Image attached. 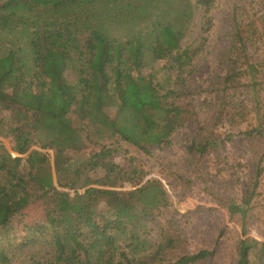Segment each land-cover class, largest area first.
Segmentation results:
<instances>
[{
  "label": "trees",
  "instance_id": "1",
  "mask_svg": "<svg viewBox=\"0 0 264 264\" xmlns=\"http://www.w3.org/2000/svg\"><path fill=\"white\" fill-rule=\"evenodd\" d=\"M212 3L0 0V35L8 39L0 44V136L11 138L15 152L11 155L0 146V264L9 263L11 253L37 244L48 249L32 264H155L147 257L129 255L117 240L119 234L128 232L126 246L132 247L137 240L135 229L168 205L162 182L147 179L139 185L142 169L135 157L125 159V164L115 162L114 145L100 146L82 163L89 170L102 169L101 177L55 180L42 149L54 151L53 163L58 167L61 152L77 138L78 129L67 116L80 96L89 98L90 94L115 96L109 124L119 139L143 153L169 143L172 134L195 116L189 101L192 92L159 87L153 74L143 73L146 56L184 71L198 51V47L181 43L193 10L201 7L204 30H208ZM120 24L131 27L124 34H113L112 28ZM249 39L241 22H236L218 89L221 105L217 117L228 114L231 124L244 122L249 111L246 100L234 96L235 83L246 74L250 82L244 85L251 87L246 89L256 98L254 86L259 82L246 51ZM68 70L76 73V81L67 79ZM178 98L185 103H178ZM259 128L254 130L264 135ZM212 144L193 142L188 150L201 155ZM262 160L260 156L255 161L246 196L239 204L231 201L228 205L229 212L238 213L241 219L235 264H264V242L246 236L249 207L264 170ZM123 181L133 188L116 189ZM55 183L73 190L58 191ZM34 201L41 203L43 218L28 223L23 210ZM178 240L164 236L160 249L172 247ZM212 253L207 249L183 253L175 263L194 264Z\"/></svg>",
  "mask_w": 264,
  "mask_h": 264
},
{
  "label": "rangeland",
  "instance_id": "2",
  "mask_svg": "<svg viewBox=\"0 0 264 264\" xmlns=\"http://www.w3.org/2000/svg\"><path fill=\"white\" fill-rule=\"evenodd\" d=\"M208 15L211 26L204 30L201 7L193 10L181 43L198 47V51L184 71L173 68L165 60L150 61L146 56L143 73L153 74L159 87L192 92L189 101L195 116L172 134L169 143L143 153L119 139L109 124L116 108L115 96L90 94L89 98L80 96L67 116V121L78 129L77 138L61 152L58 167L53 163L54 151L42 149L48 155L55 180L66 182L75 178L80 181L87 175L101 177L102 169L89 170L82 163L100 146L114 145L117 147L112 157L115 162L125 164V159L135 157V163L142 169L139 185L147 179L162 182L168 205L160 208L154 217L144 219L135 229L137 240L132 247L126 246L130 242L128 232L119 234L117 240L119 248L129 255L147 257L155 264H176L180 254L200 249L213 253L194 264H235L237 243L242 237L241 219L238 213L229 212L228 205L231 201L239 204L246 196L254 179L255 161L260 156L264 168V135L254 130L260 126L259 132H264V0H213ZM236 22H241L245 35L250 36L246 51L256 67L255 79L259 83L254 86L256 98L252 90L246 89L251 87L244 85L250 82L248 74L235 83L234 96L245 99L249 111L244 122L231 124L228 114L217 117L221 105L218 89L226 72L227 50ZM130 27L120 24L112 28V33L121 35ZM6 43L7 37L0 35V44ZM66 76L69 81H76L74 71L68 70ZM176 101L185 103L182 98ZM205 141L214 144L203 154L188 150L193 142ZM12 145L10 137L0 136V146L15 155ZM132 185L123 181L116 189H131ZM55 188L73 190L57 183ZM256 191L246 220V236L264 242V170ZM23 211V219L28 223H37L43 218L39 201L32 202ZM167 235L179 240L172 247L160 249L162 238ZM46 247L37 244L13 252L7 264H32L33 259L47 251Z\"/></svg>",
  "mask_w": 264,
  "mask_h": 264
}]
</instances>
